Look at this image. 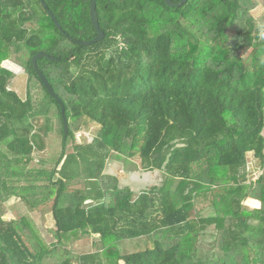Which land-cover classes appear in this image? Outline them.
Instances as JSON below:
<instances>
[{
    "label": "trees",
    "instance_id": "trees-1",
    "mask_svg": "<svg viewBox=\"0 0 264 264\" xmlns=\"http://www.w3.org/2000/svg\"><path fill=\"white\" fill-rule=\"evenodd\" d=\"M44 2L63 33L39 0H0V64L14 56L27 76L22 100L0 67V264H264V176L247 180L248 155L264 169L258 0H97L105 38L89 47L77 41L96 37L90 0ZM37 53L57 59L37 66L64 104L67 133L32 66ZM51 113L61 155L54 169H28ZM87 123L92 141L67 153ZM109 159L138 161L163 181L120 188L104 173ZM11 198L27 211L4 221ZM46 212L49 241L32 218ZM86 240L74 256L69 247Z\"/></svg>",
    "mask_w": 264,
    "mask_h": 264
},
{
    "label": "rangeland",
    "instance_id": "rangeland-1",
    "mask_svg": "<svg viewBox=\"0 0 264 264\" xmlns=\"http://www.w3.org/2000/svg\"><path fill=\"white\" fill-rule=\"evenodd\" d=\"M258 2H259V5L257 8L251 11V16L255 19V24L259 26L261 29H264V0H258ZM0 67L6 68L12 73H14V78L10 81L8 89L15 92L22 100H24L27 94V76L25 75L23 68L20 67V63L18 62V60L14 58L13 56V58H10L9 60L2 62L0 64ZM41 96H42V92L40 90H37L34 92V100H39ZM50 116L52 118L50 120L53 122L52 131L48 133L46 136L42 134L43 140H44L43 151L34 152L28 169L37 170V171L50 170L49 168L54 169L53 167L55 166V164L57 163V160L59 159L61 155L62 142H61V137L59 133V124L56 118L52 117V113L50 114ZM40 125H43V120L40 121V124H37L38 127ZM87 125L89 127L88 130L82 129L76 132L74 134V139L73 140L69 139L67 141V145H66L67 153L72 152L74 144L81 145V144L89 143L92 141V138L94 136V133L97 127L89 123H87ZM261 134L264 137V128ZM247 158L249 161L248 162L249 171L247 174V180L254 181L258 177H260V175L264 176V169L256 170L252 164L250 165V163H252L251 155H248ZM136 164L140 171V175H144L143 171L140 170L141 168L139 166L138 161H136ZM123 170L133 171L134 168L132 166V163L131 164L127 163L126 165L125 164L123 165L120 163H116L112 159H109L106 161L105 172H107L108 174L114 173L116 176H118L119 174L121 175ZM145 176L147 177V179H145L143 183L147 187L151 186L154 183L156 186H160V184L163 181L161 174L159 173L147 172ZM127 181H128L127 179L126 181L122 179V182L120 181L121 182L120 187L124 188V186H127V183L129 182ZM157 183L159 185H157ZM80 186H82V184ZM135 188H139V187H135ZM135 190L139 191L140 189H135ZM87 203H90V201H88ZM244 204L249 207L246 201L244 202ZM249 208L253 209L252 207H249ZM5 209H6V213L3 216L4 221H10L12 219H17L19 216H22L27 211L24 204L18 198H11L6 203ZM43 215L37 214V216H32V218L35 221L36 226L38 227L40 236L44 238V240L49 241L51 237H49L50 235H47L48 234L47 229L50 228L52 225V223L50 222V214L46 212ZM89 247H90V242L86 240L80 243H76L75 245H72L69 248L73 252L74 256H76L80 253L87 252L89 250ZM54 263H56L55 260L53 264ZM119 264H123V263L120 262Z\"/></svg>",
    "mask_w": 264,
    "mask_h": 264
},
{
    "label": "water",
    "instance_id": "water-1",
    "mask_svg": "<svg viewBox=\"0 0 264 264\" xmlns=\"http://www.w3.org/2000/svg\"><path fill=\"white\" fill-rule=\"evenodd\" d=\"M40 4L44 9H46L47 14L49 15L50 19L53 21L55 27L63 33L61 24L58 22L52 11H50L47 7V4L44 2V0H39ZM165 5L169 8H179L183 6L187 0H180L178 3L173 2L172 0H163ZM97 0H90V9H89V17H90V22L91 25L96 33V37L90 41H77V44L83 47H89L95 43L101 42L105 38L104 32L100 28L99 24V19H98V13L96 9V4ZM41 58H45L51 61H56L57 59L54 57H51L47 54L44 53H37L33 58H32V66L34 67L39 79L41 80L42 84L44 85L45 89L47 90L48 94L54 98L57 103L60 105V110H61V118L64 126V131L67 133L68 127H67V120H66V115H65V107L61 99L55 94L53 91L52 87L48 83L46 77L43 75V73L39 70L37 66V61L40 60Z\"/></svg>",
    "mask_w": 264,
    "mask_h": 264
},
{
    "label": "crops",
    "instance_id": "crops-1",
    "mask_svg": "<svg viewBox=\"0 0 264 264\" xmlns=\"http://www.w3.org/2000/svg\"><path fill=\"white\" fill-rule=\"evenodd\" d=\"M251 164L252 163H250V165ZM140 170H142V169H140ZM104 173L107 174V175H115L114 173L108 174L107 172H105V170H104ZM146 173L147 172L143 171L144 175H140V171H139V169L137 167V168H134L133 171H130V170L124 171L123 170L121 175L120 174L118 175L119 178H118V176H116V175L115 176L117 177V179L119 181V186H120V183L122 182V179L125 180V181L127 179L129 182L127 181L128 182L127 186H124V188H129V189H131V191H133L135 193H139V192H141V191H143L145 189H150V188L156 186L155 183L152 184L151 186H148V187L146 185H144L143 181L145 179H147V177L145 176ZM149 173H154V172H149ZM155 173H159V172H155ZM161 177H162V175H161ZM159 181H160V179H159ZM157 185H159V184L157 183ZM135 187H139V188H135ZM120 188H122V187H120ZM135 189H140V190L136 191ZM88 201H90V200L85 201V204H89V203H87ZM246 203L249 205V207H252L253 209H259L260 208V203L258 201L253 200V199H247ZM89 242H90V246H91L92 245V241H89Z\"/></svg>",
    "mask_w": 264,
    "mask_h": 264
},
{
    "label": "bare ground",
    "instance_id": "bare-ground-1",
    "mask_svg": "<svg viewBox=\"0 0 264 264\" xmlns=\"http://www.w3.org/2000/svg\"><path fill=\"white\" fill-rule=\"evenodd\" d=\"M252 181V180H251ZM244 184V183H243ZM153 193V192H152ZM176 193V192H175ZM186 196V195H185ZM155 201V200H154ZM150 202V201H149ZM158 205V204H157ZM158 212V211H157ZM154 213V212H153ZM152 214V213H151ZM194 220V219H193ZM193 220H191V221H193ZM161 222V221H160ZM160 237V236H159ZM171 238V237H170ZM184 242V241H183ZM184 244V243H183ZM187 252V251H186ZM203 264H204V262H203Z\"/></svg>",
    "mask_w": 264,
    "mask_h": 264
},
{
    "label": "clouds",
    "instance_id": "clouds-1",
    "mask_svg": "<svg viewBox=\"0 0 264 264\" xmlns=\"http://www.w3.org/2000/svg\"><path fill=\"white\" fill-rule=\"evenodd\" d=\"M261 38H264V32H261Z\"/></svg>",
    "mask_w": 264,
    "mask_h": 264
}]
</instances>
